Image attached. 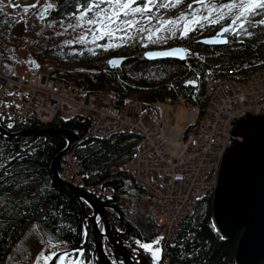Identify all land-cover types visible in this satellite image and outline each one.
<instances>
[{
  "label": "trees",
  "instance_id": "16d2710c",
  "mask_svg": "<svg viewBox=\"0 0 264 264\" xmlns=\"http://www.w3.org/2000/svg\"><path fill=\"white\" fill-rule=\"evenodd\" d=\"M191 1L181 0L179 4L186 6L175 13H192L197 20L194 26L187 31V35L178 36L176 42L167 38L161 45L170 47L181 43L188 50L184 59H149L144 53L145 48L152 43L144 45L145 37L127 36L121 42L120 37L116 40L111 33L45 46L42 51L35 53V58L41 64H45L46 60L81 63L80 67L74 69L54 68L53 75L66 82H73L81 94L101 95L111 92L116 105L122 104L126 97L139 93L140 98L145 101L183 97L199 104L202 110L209 102L205 78L208 69L223 71L233 68V75L241 77L245 72L264 66V25L259 23L264 15L251 17L252 23L246 22L244 29L235 28L230 32L227 43L207 44L200 41L199 37L202 33L208 35L220 30L223 21L213 23L217 19L209 20L210 12L207 7V10L204 8L200 12L199 9L195 10L198 3ZM95 2L96 0H53L43 6L44 10L39 18L44 27L59 22L61 26L76 30L92 20L90 16H96V8L83 17L80 15L89 4ZM145 3L147 0H136L133 8H143ZM225 3L226 1L216 2ZM104 5L101 4L100 8ZM148 8L151 9L150 12L136 13L137 16L155 21L163 10L156 6ZM16 20L13 14L2 8L0 54L5 56L8 64L22 58L19 54L20 44L7 37ZM89 25L90 29L96 30L97 24ZM115 55L125 57L120 66L109 63L110 57ZM89 124V118L84 115L70 118L58 115L52 121L32 118L25 123L0 120V125L13 132L51 126L78 134L80 141L77 144V154L87 168L89 181L115 189L112 198L98 199L110 202V205L118 209L109 205L112 229H122L119 236L127 245H136L137 241L149 244L159 240L162 228L156 223L154 214L146 213L143 208V201L150 202L153 196L122 166L138 147L140 135L133 131H122L109 138L97 139L87 136ZM67 143L65 136L55 132L17 136L0 133V264H14L10 260L12 250L18 245H24V239L36 230L49 242H65L67 247L84 241L86 226L82 205L74 193L54 176L51 169L53 159ZM123 195L136 198L138 209L134 213L128 214L124 209L120 202ZM212 199L213 196H209L200 201L196 209L180 223L177 233L165 250L171 264H236L235 254L240 234L228 238L218 230L212 213ZM88 204L86 203V208L90 213L91 205ZM88 223L92 227L90 220ZM111 248H114L113 245L109 241L105 242L108 253ZM116 252L119 253L117 250ZM82 255L93 263L98 260L92 231ZM258 264H264V261Z\"/></svg>",
  "mask_w": 264,
  "mask_h": 264
},
{
  "label": "built area",
  "instance_id": "2783aa9c",
  "mask_svg": "<svg viewBox=\"0 0 264 264\" xmlns=\"http://www.w3.org/2000/svg\"><path fill=\"white\" fill-rule=\"evenodd\" d=\"M47 64L10 65L0 54V120L25 123L32 118L52 121L84 115L87 136L109 138L122 131L140 135L138 147L122 166L139 185L151 192L148 208L162 227L161 264L180 223L200 201L213 196L232 119L245 110L264 114V66L241 77L233 68L205 72L209 102L203 111L183 97L145 101L130 95L120 105L111 92L81 94L73 82L53 75ZM76 139L61 159L59 176L99 200L113 197L115 189L89 181L77 154Z\"/></svg>",
  "mask_w": 264,
  "mask_h": 264
},
{
  "label": "water",
  "instance_id": "95a60500",
  "mask_svg": "<svg viewBox=\"0 0 264 264\" xmlns=\"http://www.w3.org/2000/svg\"><path fill=\"white\" fill-rule=\"evenodd\" d=\"M220 32H224V29ZM199 40L207 44H222L227 43L228 38L222 35H211ZM172 50L181 51L171 55H149V53L172 52ZM144 54L149 59L167 57L184 59L187 50L183 45H174L167 48H150ZM124 60L125 57L115 55L110 57L109 63L114 62L110 64L120 66ZM232 124H234L231 130L232 136L228 140V146L222 158L212 199V213L218 230L225 237L231 238L240 234L235 254L236 264H258L264 261V114H255L245 110L240 118L235 116L232 119ZM42 132H55L65 136L68 140L66 147L53 159L51 169L54 176L79 199L86 226V236L81 244L60 249L58 253H78L75 262L77 264L92 231L96 242L98 264H160L163 258L162 239L158 244L149 242L152 244L153 251L159 249L156 253L158 259L154 260L151 252L141 247H133L132 250L119 236V232L123 231H114L110 225L107 208L110 204L99 201L77 185L59 176L58 168L61 159L71 149L73 142L79 138L78 134L68 129L51 126L13 132L0 125V133L9 136ZM86 203L92 206L93 214L87 212ZM110 206L116 208L113 205ZM99 213L101 219L97 220ZM89 219L93 221L92 227L88 223ZM101 221H103L104 230L100 227ZM124 222L127 225L125 220ZM104 236L108 237L114 249L119 252L121 260H114L112 255L106 251ZM77 250L81 251L77 252ZM65 259L61 264H67ZM43 264H55V262L45 261Z\"/></svg>",
  "mask_w": 264,
  "mask_h": 264
},
{
  "label": "rangeland",
  "instance_id": "374dc122",
  "mask_svg": "<svg viewBox=\"0 0 264 264\" xmlns=\"http://www.w3.org/2000/svg\"><path fill=\"white\" fill-rule=\"evenodd\" d=\"M51 1L53 0H0V7H2L10 14H13L14 17L17 18L7 37L9 39H14L15 42H18L20 44L19 54L22 58L10 65L13 66L19 63H29L31 65L41 64L37 62L35 53L39 52V50L42 51L45 46H50L52 44L63 41L73 42L83 38H91L95 35H97L98 37L102 36L105 33H111V35L116 37V40L117 37H120L121 42L124 41L127 36L145 37L143 40L144 45H146V43H152L149 44L145 49L153 48L155 46L163 47L161 45H163L167 38H170L172 39V41H174L178 35H181L185 31L186 28L189 29V27L193 26L196 23L192 19L195 16L190 12L174 14V12L179 11L184 7V5L182 4H177L175 7L170 6L167 8H162V13H159L157 15V19L154 21L151 18H139L136 13H131L130 9L133 8L134 3H130L129 9H122L117 4H105L102 8L107 11L108 15H111L113 11L120 12L122 20L133 21V27L122 25L119 21H116L115 24L109 21H105L102 24L97 23L96 30H94L93 28L90 29V25L88 23H86L83 28H79L76 30L65 27V25L61 26V23L59 22L51 24L48 27H44L43 23H41L40 21L39 16L40 13H42L44 10L43 6L49 4ZM193 1L194 0H192L191 2ZM208 1L209 0H204L203 4L198 3L195 7V10L199 9V11L201 12L202 9L210 6V15L214 12L217 13L215 14V18L223 15L225 20L228 19L231 20V22L239 14V8L233 9L231 14L229 15L227 14L228 10L226 8L213 7L215 5L219 6L223 4H215L212 1ZM159 2L167 4L168 0H153V3L148 4V7L156 6ZM231 2L232 0L229 3ZM32 5H35V7H31ZM25 8H27L28 10L25 11ZM213 9L216 10L213 11ZM125 11H127V15H123ZM197 14V16L200 17L198 12ZM102 16L103 14H101V17H90L92 18V20H99L102 18ZM165 21H172L173 23H165ZM141 28H143L144 30L141 31ZM235 28H239V22H237ZM97 31H99V33H97ZM44 63L61 70H64L66 68L74 69L80 67L81 65V63L79 62L61 63L52 60H46ZM135 95L140 97L139 93H135ZM120 202L122 203L124 209L128 214H131L132 212L134 213V211L138 209V203L136 201V198L133 196L123 195L120 199ZM148 204V200L143 201V208L146 213L150 212ZM102 230H104V228ZM105 238L108 239V237L104 236V245L106 240ZM24 241V245H18L12 250L10 254V260H12L14 264H43L45 260L41 259V254L43 253L45 256L49 255L50 251L52 250L50 248V245H54L57 251L66 248L68 245L65 242H61L58 244L51 243L47 240L46 237L39 233L38 230L30 233L24 239ZM138 245L129 244L128 246H130V248H132L133 250V247L136 248L138 247ZM95 264L98 263L95 262Z\"/></svg>",
  "mask_w": 264,
  "mask_h": 264
},
{
  "label": "snow or ice",
  "instance_id": "6c2138e0",
  "mask_svg": "<svg viewBox=\"0 0 264 264\" xmlns=\"http://www.w3.org/2000/svg\"><path fill=\"white\" fill-rule=\"evenodd\" d=\"M136 0H96V2L94 4H89L87 6V8H85V10L83 12H81V17L85 16L86 13L88 11H91L93 8L97 9L96 12V16L97 17H101V14H103L102 18L97 20V19H93V20H88L87 23L88 24H97V23H104L105 21H109L113 24L116 23V21H119L120 24L122 25H127L128 27H133L134 23L131 20H122L121 19V13L118 11H113L111 15H108L107 11H105V9L100 8L101 4H117L120 6V8L122 9H129L130 3H135ZM181 2V0H168V3L165 4L163 2H159L157 3V7H161V8H167V7H175L177 4H179ZM194 2L196 3H201L203 4L204 0H194ZM153 3V0H147V3H145L144 7H135V8H131L130 10L133 13H143L145 11L150 12L151 9L148 8V4ZM31 7H35V5H32ZM189 8H192V5L188 6ZM219 7L221 8H226L228 10L227 14H231L233 9L239 8V14L232 20V25H236L237 22H239V28L240 29H244L245 27V23H252V19L251 17L255 16V15H264V0H232L231 3L228 4H223V5H219ZM28 9L25 8V11H27ZM216 9H213V11H215ZM0 11H2V7H0ZM123 15H127V11H125L123 13ZM206 18V17H205ZM224 19L223 15H220L217 17V20L212 21L213 23L218 22L219 20ZM165 23H173L172 21H165ZM259 23L261 25H264V19H261L259 21ZM231 29V25H229V27L224 28V32H229ZM119 30V29H118ZM141 31H143L144 29L141 28ZM251 33H249L250 35ZM183 35H187V28L185 29V31L181 34ZM181 50H172V52H163V53H149V55H171L174 52H178ZM110 63H114V62H110ZM192 83V82H189ZM9 127H11V125H9ZM162 239V238H161ZM137 243L139 244V246L141 248H143L145 251L151 252L154 260L158 259L156 253L159 251V249H156L155 251H153L152 248V244H141L139 241H137ZM154 244H158L159 240L154 241ZM50 248L52 249L50 251V254L45 256L43 253L41 254V259L45 260V261H54L55 264H61L62 261H64L65 257H71V253L69 252H63V253H58V251L56 250L54 245H50ZM81 250H77V252H80ZM77 264H79V262L77 261Z\"/></svg>",
  "mask_w": 264,
  "mask_h": 264
},
{
  "label": "flooded vegetation",
  "instance_id": "af4514ba",
  "mask_svg": "<svg viewBox=\"0 0 264 264\" xmlns=\"http://www.w3.org/2000/svg\"><path fill=\"white\" fill-rule=\"evenodd\" d=\"M213 3H215L216 4V2L217 1H221V0H211ZM223 1H226V3L225 4H227V3H229L231 0H223ZM189 4H191V3H189ZM186 6V5H185ZM184 6V7H185ZM214 7V6H213ZM206 9V8H205ZM207 9H208V11L210 12V6H208L207 7ZM206 9V10H207ZM180 11V10H179ZM177 12V11H176ZM174 14H179V13H175L174 12ZM215 14H217V13H212L211 15H210V17H209V20H212V19H214L215 18ZM195 22L197 21L196 19H194V18H192ZM217 19V18H216ZM222 21H223V23H222V27L220 28V30H216V32L215 33H209L208 35H204V33H202V35L199 37V39L200 38H202V37H206V36H211V35H222V36H226L227 38L229 37V34H230V32H232L233 30H235V25H232V23H231V20H228V19H222ZM229 25H231V29H230V31L229 32H220L222 29H224V28H226V27H228ZM194 26V25H193ZM193 26H191V27H189V29H187V31H189ZM178 36H180V35H178ZM177 36V37H178ZM175 42L177 41V38L174 40ZM174 45H182L181 43H175ZM167 47H169V46H165V47H153V48H167ZM171 47V46H170ZM147 49H150V48H147ZM147 49H145V50H147ZM187 50V49H186ZM187 52H188V50H187ZM102 202H104L105 204H110V202L108 203V202H106V201H102ZM89 205V204H88ZM109 206V205H108ZM111 207L109 206L108 207V210L110 209ZM93 208L90 206V214H93ZM108 214H109V211H108ZM101 219V215H100V213L97 215V220H100ZM90 221H91V224L93 223V221L91 220V219H89ZM103 221H101L100 222V227H101V229H103L104 227H103ZM118 231H122V229H119ZM120 235H121V232H120ZM106 240H105V242H107V241H109V239H107V238H105ZM142 244H147V243H142ZM128 245H129V243H128ZM136 245H138V244H136ZM138 247H140L139 245H138ZM111 255H112V258L114 259V260H121V255L118 253L117 254V252H116V250L114 249V248H111V251L109 252ZM163 255H164V251H163ZM77 256H78V253H74V254H71V257L69 258V257H66V259H65V261H66V263L67 264H75V262H76V258H77ZM97 263H98V261H97ZM79 264H95V263H93V262H90V261H87L85 258H83V255L81 256V258H80V260H79Z\"/></svg>",
  "mask_w": 264,
  "mask_h": 264
},
{
  "label": "bare ground",
  "instance_id": "6f19581e",
  "mask_svg": "<svg viewBox=\"0 0 264 264\" xmlns=\"http://www.w3.org/2000/svg\"><path fill=\"white\" fill-rule=\"evenodd\" d=\"M42 121V120H41ZM90 137H92V136H90ZM97 139H98V137H97ZM102 139V138H101Z\"/></svg>",
  "mask_w": 264,
  "mask_h": 264
}]
</instances>
